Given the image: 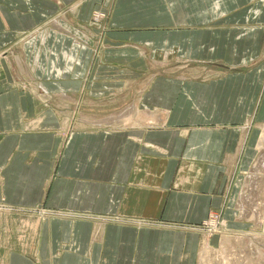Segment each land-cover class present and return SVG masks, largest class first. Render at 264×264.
Here are the masks:
<instances>
[{"label":"crops","instance_id":"crops-1","mask_svg":"<svg viewBox=\"0 0 264 264\" xmlns=\"http://www.w3.org/2000/svg\"><path fill=\"white\" fill-rule=\"evenodd\" d=\"M74 11L94 54L27 46ZM263 133L264 0H0V264H202Z\"/></svg>","mask_w":264,"mask_h":264},{"label":"rangeland","instance_id":"rangeland-1","mask_svg":"<svg viewBox=\"0 0 264 264\" xmlns=\"http://www.w3.org/2000/svg\"><path fill=\"white\" fill-rule=\"evenodd\" d=\"M76 9L79 13L80 7ZM76 12L71 13L72 17L64 15L61 18H49L42 22L39 34L25 40L27 46H45V59L54 54L64 63L69 60L76 63H72L74 68V65L79 63L76 59L77 54L75 56L77 50L83 52L90 49L94 54L99 49L100 41L95 39L92 33L94 32L98 37H105L104 23L107 18V15L97 11H94L91 16H82ZM165 49V46L161 47V50ZM164 62L161 60L158 65H164ZM70 67L67 65L59 67L58 71L64 73V69L68 70ZM61 73L58 74L61 75ZM260 144L258 160L253 170L247 175L246 189L239 202L241 214L236 216V223L243 222L242 227L232 226L221 213L215 212L210 217L208 225L205 223L194 228L211 238L213 235L219 236L220 243L223 241L222 245L219 243L218 253L213 258L210 255L205 256L202 264H264V165L261 166L264 162V133ZM255 175L260 178L255 188H252ZM245 210L252 212L244 214Z\"/></svg>","mask_w":264,"mask_h":264},{"label":"bare ground","instance_id":"bare-ground-1","mask_svg":"<svg viewBox=\"0 0 264 264\" xmlns=\"http://www.w3.org/2000/svg\"><path fill=\"white\" fill-rule=\"evenodd\" d=\"M57 26H59V25H57ZM60 27V26H59ZM60 28H62V27H60ZM260 158V157H259ZM264 165V162H263V164H261V166H263ZM258 175H260V174H258ZM258 175H255L254 177H253V185H252V188H255V186H256V184L258 183V179L260 178V177H258ZM246 189V188H245ZM255 190V189H254ZM255 192V191H254ZM253 201V200H252ZM255 203H256V200H255ZM254 205V204H253ZM257 208H258V206H257ZM253 210V209H252ZM250 213V212H252L251 210H249V211H244V214L245 213ZM255 212H257L256 210H255ZM244 218V217H243ZM264 222V221H263Z\"/></svg>","mask_w":264,"mask_h":264},{"label":"built area","instance_id":"built-area-1","mask_svg":"<svg viewBox=\"0 0 264 264\" xmlns=\"http://www.w3.org/2000/svg\"><path fill=\"white\" fill-rule=\"evenodd\" d=\"M207 225H208V222H207Z\"/></svg>","mask_w":264,"mask_h":264}]
</instances>
